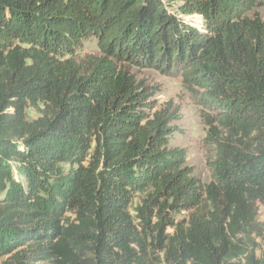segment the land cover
Returning a JSON list of instances; mask_svg holds the SVG:
<instances>
[{"label":"trees","instance_id":"16d2710c","mask_svg":"<svg viewBox=\"0 0 264 264\" xmlns=\"http://www.w3.org/2000/svg\"><path fill=\"white\" fill-rule=\"evenodd\" d=\"M261 8L0 0L1 264H264ZM90 41L99 54L79 62ZM127 66L182 78L210 184L170 146L179 109Z\"/></svg>","mask_w":264,"mask_h":264},{"label":"rangeland","instance_id":"374dc122","mask_svg":"<svg viewBox=\"0 0 264 264\" xmlns=\"http://www.w3.org/2000/svg\"><path fill=\"white\" fill-rule=\"evenodd\" d=\"M257 12L264 20V8L258 9ZM188 21L199 28L203 25L202 19L196 16L189 18ZM98 54L97 43L90 41L77 53V60L83 62L89 56ZM127 69L138 81L156 89L155 100L158 109H162L170 103L179 109L181 119L174 123L178 130L171 137L170 146L185 149L187 151V164L192 167L194 175L202 185L210 184L211 172L207 166V161L211 157V152L204 143L208 131L206 119L203 116L201 106L185 90L182 78L175 74H164L153 69H141L134 66H127ZM27 115L29 121H34L40 117V112L34 108H29ZM64 167L66 170L69 169L68 165H64ZM185 216L182 214L178 216V219ZM259 220L264 223V208L260 209Z\"/></svg>","mask_w":264,"mask_h":264}]
</instances>
